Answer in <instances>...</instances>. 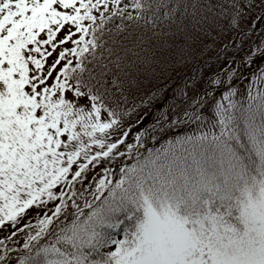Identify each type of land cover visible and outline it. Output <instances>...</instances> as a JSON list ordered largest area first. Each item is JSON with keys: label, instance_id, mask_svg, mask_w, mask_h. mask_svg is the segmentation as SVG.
Masks as SVG:
<instances>
[{"label": "snow or ice", "instance_id": "6c2138e0", "mask_svg": "<svg viewBox=\"0 0 264 264\" xmlns=\"http://www.w3.org/2000/svg\"><path fill=\"white\" fill-rule=\"evenodd\" d=\"M0 264H264V0H0Z\"/></svg>", "mask_w": 264, "mask_h": 264}]
</instances>
